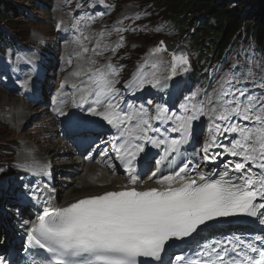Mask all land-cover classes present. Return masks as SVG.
I'll use <instances>...</instances> for the list:
<instances>
[{
	"label": "snow or ice",
	"instance_id": "snow-or-ice-1",
	"mask_svg": "<svg viewBox=\"0 0 264 264\" xmlns=\"http://www.w3.org/2000/svg\"><path fill=\"white\" fill-rule=\"evenodd\" d=\"M94 22L81 16L71 25L76 47L61 71L75 67L53 97L54 112L86 145L87 159L105 158L113 173L123 170L125 182L65 206L30 190L25 195L42 210L22 224L25 244L16 258L0 255V264H264V227L251 238L237 234L249 220L264 226V65L257 74L233 64L211 91H192L178 79L190 69L189 55L161 40L120 88L124 66L96 57L115 54L124 36L115 44L106 38L130 29L87 33ZM169 52L164 75L162 54ZM222 70L214 68L212 78ZM18 83L28 87L27 80ZM149 88L175 99H127Z\"/></svg>",
	"mask_w": 264,
	"mask_h": 264
},
{
	"label": "rangeland",
	"instance_id": "rangeland-1",
	"mask_svg": "<svg viewBox=\"0 0 264 264\" xmlns=\"http://www.w3.org/2000/svg\"><path fill=\"white\" fill-rule=\"evenodd\" d=\"M12 2L15 6L16 13L12 12L2 14L0 12V32L6 36L9 41L13 42V45L4 51V55L0 56V169L4 168L9 162L11 156H16L17 158L24 152V148L29 145V142L35 140V142L41 141L43 144L45 141L46 132H40L38 134H32L31 125H28V120L33 114V109L29 108L25 103V94L17 89L18 81L16 79H23L26 74L33 73L34 80H38V85L43 84L47 79V85L50 87V92L52 93V88L60 85L58 79V73L56 72L53 76L50 75V72L53 70V64L57 59L58 54V35L64 36L67 38L69 33H65L62 28L59 31L56 30V22L52 24L50 20H47L48 13L52 9V4L56 0H8ZM221 2H227V6L233 8H240V5L246 6L244 9H241L240 14L246 18L247 22L256 19L259 14L255 15L251 12H257L260 7L259 1L261 0H218ZM64 4L69 3L67 8L68 12L73 10L78 11L81 15L84 13L88 14L91 17H97L104 13L106 15L103 23L105 21L115 22V19L120 16L128 17L120 27L130 29V33L124 36L123 47H120V55L123 52H131L134 55H141L138 58V64L133 69V73L137 70L138 65H141L146 58H148L149 50L154 45V39L157 38V43L161 40H170L177 43L178 48H183L185 52L190 57V69L206 71L203 69L198 62L197 55L194 48L182 42L183 36L179 33H176L172 29L168 28V16L162 8L163 4L157 0H114L112 3H108L105 0L104 5H100L98 0H63ZM124 3L125 5H123ZM248 3V4H247ZM81 7H77V5ZM101 9V10H96ZM123 7V8H122ZM48 8V9H45ZM121 9V10H120ZM105 10L106 12L102 11ZM1 11L5 12L3 6H1ZM248 13V14H247ZM139 14L140 19H135V16ZM108 15V16H107ZM7 17V18H6ZM198 17H202L198 15ZM78 19V18H76ZM13 21V22H12ZM74 22V19H66L62 25H70ZM98 27V32L101 29V26ZM40 25H43L41 28ZM112 25V24H111ZM131 29H136L135 31ZM85 31L88 33V28H85ZM150 36L152 39H150ZM119 38V37H118ZM22 39V40H19ZM109 42L110 40L107 39ZM115 44L117 38L112 40ZM26 42V44H25ZM18 43L25 44L24 48L16 50ZM6 49V46L1 47ZM16 50V51H15ZM170 53V52H169ZM171 58V56H170ZM53 60V64H52ZM30 61V63H27ZM239 64L242 67L253 68L255 73L261 72L260 65H264V55L254 51V48L250 45L244 43L242 48H237L234 51L231 50L229 54L216 65H212L210 70V79L205 85L192 86L187 79V73L182 77L183 88L191 87L192 91L198 89H207L211 91L210 85L215 84L216 80H219L220 75H223V71L229 69L233 64ZM223 65V70L215 75V79L212 78V71L214 68H219ZM22 66V67H21ZM40 69H44L41 72ZM16 75H19L20 78H16ZM36 76V77H35ZM51 76V77H50ZM50 77V78H49ZM16 82V84H15ZM124 82V80H121ZM13 83V84H11ZM117 87L122 88L123 86L118 84ZM251 87V85H249ZM3 93V94H2ZM38 97L40 94V89L38 88ZM2 94V96H1ZM23 96V97H22ZM9 99L14 102H22L26 107L22 108L21 111L24 112L23 120L25 122L23 125L17 127V121L15 120L16 128L7 125L10 129L13 128L14 132L21 136L20 144L17 146V153L14 152V149L10 146L12 143L11 134L6 130L5 123L9 118L13 117L14 110L10 106ZM127 99H135L137 103L144 101L145 99H153L155 103L160 101L161 103L170 102V104L175 99L174 97H169L166 95L154 96L151 95V92H147L142 97H127ZM22 105V104H21ZM20 105V106H21ZM19 106V107H20ZM17 114V112L15 113ZM201 131H204L203 126H201ZM203 135L199 138V143L203 140ZM36 148H39V145L34 144ZM158 158V157H157ZM55 168V167H54ZM47 174V171H46ZM15 175V172L12 176ZM52 175V174H51ZM29 181H31L35 175H26ZM61 177H64L62 175ZM6 176L0 171V181L5 179ZM22 178V177H21ZM19 179L18 181H13L7 185L2 183L0 185V192L3 191L5 187V193L9 192L11 197L10 201H15L18 194L22 191H26L28 186L25 180ZM44 185V183H42ZM34 186V185H33ZM38 186L35 184L34 188ZM56 192L58 188L55 187ZM9 194L7 196H9ZM56 197L59 199V195ZM55 199V198H54ZM14 222V221H12Z\"/></svg>",
	"mask_w": 264,
	"mask_h": 264
},
{
	"label": "bare ground",
	"instance_id": "bare-ground-1",
	"mask_svg": "<svg viewBox=\"0 0 264 264\" xmlns=\"http://www.w3.org/2000/svg\"><path fill=\"white\" fill-rule=\"evenodd\" d=\"M107 1L109 4L114 2V0H107ZM122 4L125 5L124 3ZM51 7L52 9L48 13V17L46 21L50 20L52 24L54 22L63 23L66 21V19L69 20L74 19L75 22L76 18H80L81 16L84 17L89 16L86 13H84V15H81L78 11L75 10H73L72 12H68L67 8L69 7V3L64 4L63 0H56V2L53 3ZM95 9L101 10V9H97L96 7ZM102 11L106 12L105 10ZM121 12L119 13L118 17L123 18L121 20L124 22L126 19L125 16H120ZM105 17L106 15H98L97 17H93L95 19V22L87 27L88 33H97L98 27L103 23ZM115 20H116L115 22L105 21L101 26V29H107L108 31H111L114 27H120L119 26L120 24L118 23L120 19H115ZM74 22H72V24ZM72 24L62 25L64 32L69 33L67 38L62 37L57 33L58 41H59L58 54L54 64L52 60L53 70L50 72V75L53 76L57 72L60 84L75 67V62H74L72 67H67L66 71H61V68L66 67L65 61L69 57L70 53L73 52V49L76 47L72 43L74 36L76 35L75 30L72 29L71 27ZM40 27L42 28L43 25H40ZM82 27L84 26L82 25ZM130 32L132 31L128 30L123 33L112 32V34L108 36L106 39L110 40L109 41L110 44H114L112 40H114L115 38L119 40L118 37L120 35H127ZM150 39H152L151 36ZM153 39H154V45L150 48L149 53L151 49L158 44L157 38H153ZM25 44L18 43L16 50L18 51L24 48ZM91 46L92 45L89 44V47ZM120 52H121L120 49H117L115 54L109 51L106 52L102 57H96V59L99 61V64H105L110 59L111 63H113L114 65H123L124 67L122 68L120 75L118 77L120 80L119 84L123 86V83L131 78L133 74V69L138 64V58H140L141 55L136 56L132 53V51L126 53L123 52V54L120 55ZM162 56L166 63L160 67V72L164 75H167L168 73L167 62H170L171 60L170 53H163ZM40 70L41 72L44 71V69H40ZM182 77H178V79H181ZM16 78H20V76L16 75ZM16 80L23 81V79H16ZM24 80L28 81L27 88H22L20 86V83H18L16 87L18 90L23 92V94H25L26 105L34 110L32 116L27 121L28 125L29 124L31 125L32 134L46 132L45 134L46 137L43 144L41 143V141L35 142V140L29 142V145L24 148V152L18 158L17 155L16 156L13 155L9 158L8 164H6L4 168H2V174H4L6 178L0 181V185L2 183L7 185L13 181H18L22 177L21 179L25 180L28 184L26 188L27 192H29L30 190L38 189L42 193L41 196L42 199H46L48 196H52L55 198L52 201L54 203V201L57 198L54 195L56 193L51 187L52 184L54 183L59 190L58 195L60 197L59 199L57 198L58 200L57 205L63 206L68 203L74 202L76 199L82 198L86 195L102 192L106 188H112L116 185L124 183L125 174L123 170H119V169L115 173L113 172L108 173L107 170L99 168L96 165H89L84 167L80 174H77V171L79 170L78 166H76V164H73V161L67 160V157L70 156V151L68 149V146L65 143H62L60 140H58L57 137L58 131L61 130L60 126L63 125L64 122H66V119L64 117H59L54 112L53 97L56 96L57 90L60 87V85L53 87L51 93L50 87L46 83L48 79L45 82H43V84L38 85V80H34L33 73H30L24 76ZM121 80H124V82H121ZM38 88L40 89L39 97L38 95L35 96L34 94H32L33 91H35V94H38L37 93ZM146 91H153L154 94L157 93L156 90L150 88L147 89ZM141 94L142 93H138L137 95H141ZM161 95H165V94L161 93L160 96ZM8 101L10 102L11 108L14 110V114L13 117L9 118V120L5 123V127L12 137L13 144H11L10 146L14 149V152L17 153V146L20 144L21 136L16 134L13 128L10 129L7 125L16 128V125L14 124L15 120L17 121V127L23 125L25 120H23L24 112L21 111V109L26 106L22 102H14L11 99H9ZM69 108H71L70 102H69ZM72 111H76V110L72 109ZM16 112L17 114H15ZM34 144L39 145V148H36ZM152 151L156 152L158 150L153 149ZM33 171L39 174L35 175V177L31 181H29L26 175L33 174ZM14 172L15 175L12 176ZM118 172L121 174L122 178L120 176H117ZM51 174L53 175V183H51V181L49 180L47 186L44 185L42 186V184H39L34 188L35 184H37V181H40L41 183V180L44 181L46 178L51 177L52 176ZM165 174L167 173L165 172ZM62 175H64V177H61ZM143 179L148 180V176H145V178ZM32 184L34 186H32ZM4 193H5V187H3V191L0 192V200H2L1 197L4 196ZM22 229L20 228V226H17L15 230L16 232L19 233L22 231ZM2 247H5V245L3 244Z\"/></svg>",
	"mask_w": 264,
	"mask_h": 264
},
{
	"label": "trees",
	"instance_id": "trees-1",
	"mask_svg": "<svg viewBox=\"0 0 264 264\" xmlns=\"http://www.w3.org/2000/svg\"><path fill=\"white\" fill-rule=\"evenodd\" d=\"M157 1L162 2V8L167 13L168 28L180 33L184 37V43L194 48L201 67L206 64L211 66L213 63L217 65L220 59L240 47L242 42L264 55V0L259 1L257 12H251L259 16L248 22L239 12L246 7L242 5L240 8H233L227 6V2L218 0ZM1 6L5 12L1 11ZM0 12L15 14L16 9L12 2L0 0ZM198 15L202 17L199 18ZM6 41V37L0 33V42L7 44ZM1 52L3 50L0 48ZM191 79L197 85L206 84L209 72L195 70Z\"/></svg>",
	"mask_w": 264,
	"mask_h": 264
},
{
	"label": "water",
	"instance_id": "water-1",
	"mask_svg": "<svg viewBox=\"0 0 264 264\" xmlns=\"http://www.w3.org/2000/svg\"><path fill=\"white\" fill-rule=\"evenodd\" d=\"M165 41H166L167 44L170 46V51L175 50V48H176V44H175V43L170 42V41H168V40H165Z\"/></svg>",
	"mask_w": 264,
	"mask_h": 264
}]
</instances>
